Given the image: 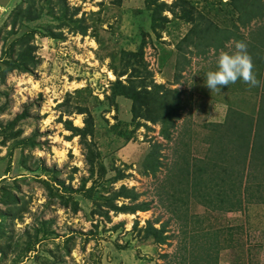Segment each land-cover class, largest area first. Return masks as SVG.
Masks as SVG:
<instances>
[{"label": "rangeland", "instance_id": "1", "mask_svg": "<svg viewBox=\"0 0 264 264\" xmlns=\"http://www.w3.org/2000/svg\"><path fill=\"white\" fill-rule=\"evenodd\" d=\"M259 1L261 13L249 18L231 0H68L88 27L84 36L62 23L58 0H0V264H191L193 257L204 264L199 256L206 251L198 247L207 233L223 246L218 264H264V162L256 171L247 165L243 180L235 172L227 180L209 163L220 134L264 136ZM159 2L168 5L165 11L156 10ZM31 3L40 18L18 19V9ZM188 8H194L193 22L183 17ZM53 26L64 36L36 35L33 73L9 72L2 81L3 61L21 51L10 50L13 42ZM237 41L254 43L246 44L258 85L237 80L210 91L206 73ZM142 46L145 60L124 70L122 51ZM138 72L150 75L149 89L158 83L181 91L182 118L175 126L163 125L164 112L156 124L144 118L140 110L156 114L154 103L138 108L135 118L132 99L113 97V83ZM82 108L95 118V136L88 139L99 153L94 174L82 138L65 124L84 127ZM156 144L162 165L146 174ZM120 173L128 177L115 181ZM123 185L140 196L137 202L121 198L119 206L148 204L150 210L100 213L99 205ZM164 185L180 194L168 195ZM149 222L166 226V244L145 237Z\"/></svg>", "mask_w": 264, "mask_h": 264}, {"label": "trees", "instance_id": "2", "mask_svg": "<svg viewBox=\"0 0 264 264\" xmlns=\"http://www.w3.org/2000/svg\"><path fill=\"white\" fill-rule=\"evenodd\" d=\"M53 0H48L50 4H52ZM252 0H231V3L233 7L241 13L242 16H246L249 18H253L256 16H259V14L262 11V8L259 6L260 1L256 0L251 3ZM58 3H60L63 6V13L64 17L60 18L62 19V23L64 22V25H68L72 31L75 33H80L84 36L88 35V27L83 25V18H77L79 10L76 9L74 11H71L70 6L68 4V0H58ZM157 11L163 12L166 10L168 5L166 3H157ZM56 6V5H55ZM251 6V7H250ZM259 7V9H258ZM55 8H52V11H54ZM194 9V8H193ZM185 9V13L183 15L184 19H188V22L195 21L194 18H192V14H194V10ZM19 11L16 13L17 18H24L27 21H35L36 19L40 18V13L34 9V5L31 3L29 4L25 9L20 7L18 9ZM176 12L175 10H173ZM157 14V13H156ZM156 17V20L159 21L158 17ZM164 20L167 22L169 21L168 18H164ZM216 24V23H215ZM157 25V23H155ZM59 26V25H58ZM57 26V27H58ZM56 26L50 27L47 32H44L43 30H32L30 32L25 33L23 36H21L19 39L15 40L13 44L10 47V50L17 48L18 46L21 48V51L19 52V55L15 59H6L4 60L5 68L1 73V79L2 81L6 79L7 73L14 72V71H20L23 73H33L34 68L38 65V59L37 56H35V50L36 47L35 44H32L33 39L36 37V35H41L45 37H52L54 39H60L63 38V33H59L55 31L57 29ZM157 27V26H156ZM62 26H60V29ZM221 30L223 29H216V32L221 33ZM229 37H226L228 39ZM263 42V40L261 41ZM247 44L253 45L252 42H246ZM255 47V46H254ZM142 60H145V48L142 46L140 50L138 51H128L123 50L122 51V61H123V68L126 70L127 67L131 66V61L141 62ZM133 62V63H134ZM132 63V64H133ZM130 68V67H129ZM146 68V67H145ZM127 74V73H125ZM150 78V75H145L142 72H138V75H135L133 78L127 79V81H124L121 78H118L112 86V94L113 97L116 98L117 96H124L129 99H132L134 101V112L135 118L139 117V112H144V118H146L147 121L156 124L161 120V113L164 112L167 114L166 119H164L163 125H166L168 128L175 126V119L182 118V114L180 112L183 99L181 95L180 90H176L174 93H172L171 89L165 88V84H158L155 83L151 89H149V86H151L148 83V79ZM164 89V90H163ZM163 90V92H162ZM162 92V94H160ZM172 94L173 97H171L169 94ZM154 103V106H156L158 109L155 112L156 114H152L150 111L153 112L152 108L140 110L138 111V108L143 107H149ZM146 112V113H145ZM79 114H86L85 118V126L79 127L75 126L72 120L66 121V127L67 130L72 131L75 136H80L82 138L83 144L88 150V162L92 167V173L95 172L96 167V159L99 156V153L95 149V144L93 141H89V137L93 138L95 136V118L87 108H82L78 112ZM143 115V114H142ZM26 116L25 114H21L17 119L11 123V125H15L18 121H20L23 117ZM148 124H144L146 126ZM243 124L239 127L241 129ZM149 127V126H147ZM252 131V129L250 130ZM239 133H235V135L231 136H223L219 135L216 138V145L213 144L214 151L212 150V155H210V164L219 166V168L222 170V172L225 174H228V178H231L232 173H238V178L243 180L244 177V170L247 165H250L254 171L257 169L255 167H260L264 162V136H248L246 134H242L240 131ZM253 132V131H252ZM259 132V130H258ZM256 132V134L258 133ZM164 133L167 138H170V134L167 132V130L164 128ZM255 134V132H254ZM264 134V133H262ZM213 141V140H212ZM147 163L148 167L146 169L147 173H154L158 171V169L161 167V144H156L155 150L153 154H150L148 157ZM231 162V163H230ZM207 163V164H209ZM230 163V164H229ZM256 164V165H255ZM241 165V166H240ZM11 169H8L10 171ZM184 173V172H183ZM230 174V175H229ZM128 177V174L126 173H120L116 178L115 181H121ZM191 181V178L189 179ZM224 181V182H227ZM173 183H170V186ZM192 185V184H191ZM86 186V185H85ZM84 186V188H85ZM169 194L170 190L167 188L166 185L162 186ZM180 194L178 192V189L174 191L171 195ZM139 193H137L134 189L128 188L127 186L123 185L120 189L116 190L114 194L111 195L110 198H108V202H106L105 207H103L102 204L99 205V212L105 215L106 217H110V212L115 211L119 213H136L137 211H148L149 206L148 204H139L136 206H129L127 204H124L122 206H119L116 202H118L121 198L129 199L132 202H137L139 198ZM248 196L251 197V192H248ZM15 198V197H14ZM13 199V197L11 198ZM251 199V198H250ZM185 200V198L183 199ZM8 203V202H6ZM208 202L207 204H209ZM65 206L69 205V201L64 202ZM211 206V205H210ZM175 207V205H174ZM216 208V209H220ZM215 209V208H214ZM75 211H78V207L75 208ZM174 213H177L176 208L174 209ZM15 217V216H14ZM166 226H163L162 228H156L154 226V223L149 222L148 227L146 228L144 234L146 238L152 237L154 238L155 242L160 244H166L168 241V236H165L167 230ZM207 236H200L202 239L203 244L198 247L199 252L202 251L205 254L200 255V260L203 261L204 264H218L219 262V255H220V248H222L221 243L214 242V236L207 233ZM220 238L218 237V240ZM196 240V239H194ZM196 248V249H198ZM194 254V252L192 253ZM189 259H186V262ZM196 260L193 257L191 259V264H195Z\"/></svg>", "mask_w": 264, "mask_h": 264}, {"label": "clouds", "instance_id": "3", "mask_svg": "<svg viewBox=\"0 0 264 264\" xmlns=\"http://www.w3.org/2000/svg\"><path fill=\"white\" fill-rule=\"evenodd\" d=\"M252 57L247 44L237 41L231 52H222L217 59L216 69L206 73V87L210 90L221 89L224 86L242 80L255 87L258 85Z\"/></svg>", "mask_w": 264, "mask_h": 264}, {"label": "crops", "instance_id": "4", "mask_svg": "<svg viewBox=\"0 0 264 264\" xmlns=\"http://www.w3.org/2000/svg\"><path fill=\"white\" fill-rule=\"evenodd\" d=\"M206 140H207V139H206ZM204 144H206V143H204ZM206 146H207L208 148L206 147L205 149H206V151L208 152V149L211 148V146H210V145H206ZM206 154H207V153H206Z\"/></svg>", "mask_w": 264, "mask_h": 264}, {"label": "bare ground", "instance_id": "5", "mask_svg": "<svg viewBox=\"0 0 264 264\" xmlns=\"http://www.w3.org/2000/svg\"><path fill=\"white\" fill-rule=\"evenodd\" d=\"M112 77H113V75H112Z\"/></svg>", "mask_w": 264, "mask_h": 264}]
</instances>
